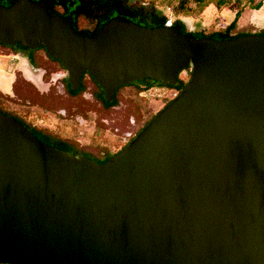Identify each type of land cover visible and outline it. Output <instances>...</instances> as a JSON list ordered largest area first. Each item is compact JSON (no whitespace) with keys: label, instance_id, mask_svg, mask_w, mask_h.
I'll return each instance as SVG.
<instances>
[{"label":"water","instance_id":"obj_1","mask_svg":"<svg viewBox=\"0 0 264 264\" xmlns=\"http://www.w3.org/2000/svg\"><path fill=\"white\" fill-rule=\"evenodd\" d=\"M52 1L0 4V42L45 47L73 89L88 72L111 101L135 80L173 86L192 74L103 163L0 111V260L264 264V34L198 37L114 18L88 36Z\"/></svg>","mask_w":264,"mask_h":264},{"label":"rangeland","instance_id":"obj_2","mask_svg":"<svg viewBox=\"0 0 264 264\" xmlns=\"http://www.w3.org/2000/svg\"><path fill=\"white\" fill-rule=\"evenodd\" d=\"M157 1L144 0V4L153 2L157 5ZM162 3L164 1L160 0L159 4ZM159 7L158 9L168 18H174L171 10ZM192 8V14L196 16L192 21L194 27L192 28L188 21H183L187 28L194 32L205 29L210 33L223 29L234 19L236 0L221 9L214 5L200 8L195 3ZM57 9L62 13L70 11L63 6L57 7ZM240 22L238 31L256 32L262 30L264 28V6L260 10L247 8ZM77 25L81 30H94L97 26V19L94 15H79ZM8 50L0 47V54L7 53ZM35 55L38 63L47 69L44 80L50 85H42L38 90L20 77L15 87V94L7 96L0 93V109L24 117L29 123L44 127L46 133L66 140L75 149L96 157H100L102 151L111 152L118 148L119 135L132 130L130 121L132 117L137 120L138 125H143L179 93L175 88L160 85L152 87L128 85L118 91L117 104L106 108L96 96L97 93H100V88L89 75L84 78L85 90L72 96L65 91L66 81L64 78L56 81L51 79L53 73H64L63 67L58 62L49 60L42 49ZM0 61L2 60L0 59ZM180 78L188 82L191 73L189 70H185L180 74ZM47 87L50 88L49 93L41 94L42 91L45 93ZM60 109H66V117L59 114ZM78 115H83L86 122H79Z\"/></svg>","mask_w":264,"mask_h":264},{"label":"trees","instance_id":"obj_3","mask_svg":"<svg viewBox=\"0 0 264 264\" xmlns=\"http://www.w3.org/2000/svg\"><path fill=\"white\" fill-rule=\"evenodd\" d=\"M13 1L14 0H6L5 5H10ZM159 1L160 0H158V4L155 5V3L153 2L144 4V0H53L50 4V11L52 13H55V7L57 5H63L64 7L69 9L72 12L71 17L73 25L77 29H79L77 25V17L79 15H94V17L97 19V26L94 30H78L80 33L89 36L96 35L106 23L114 18H124L146 26H163L166 24L168 17L163 14L160 9H158L160 8L159 6L171 10L174 17V27L184 33L193 34L198 37L212 36L217 39H232L245 34H264V28L256 32L238 31L240 29L239 21L244 11L247 8L260 10L264 6V0H259L257 2L256 0H236V13L234 19L223 29L212 31L210 33L206 32L205 29L197 32L189 31L180 16H193V3H195L200 8H205L208 5H214L216 8L221 9L230 5L233 0H163L164 3L162 4H159ZM155 82L157 83V81ZM186 84L187 82H185L181 78L178 79V82L173 86H167L158 82V85L160 86L171 87L178 90H182ZM153 85L154 84L149 83L147 87H151ZM84 88L85 86L82 85V87L78 90L70 89V92L73 94H78L82 92ZM96 96L104 101V105L106 107L115 105L118 102L116 98L113 101H105L103 99V94H98ZM171 101H169L168 103H170ZM32 131L46 143L75 152L67 141L57 139L43 131ZM103 161H106V159L101 160V162ZM0 264L7 263L0 260Z\"/></svg>","mask_w":264,"mask_h":264},{"label":"flooded vegetation","instance_id":"obj_4","mask_svg":"<svg viewBox=\"0 0 264 264\" xmlns=\"http://www.w3.org/2000/svg\"><path fill=\"white\" fill-rule=\"evenodd\" d=\"M5 1L6 0H0V4L5 5ZM10 5H5V6H10ZM61 6H63V5H57L55 7V13H53V14L68 16V17L71 18V21H72V17H71L72 12L69 11L68 13H62L59 9H57V7H61ZM71 6H73V5H71ZM49 10H50V7H49ZM72 23H73V21H72ZM76 30L78 31L79 29L76 28ZM0 47H3L5 49H7V50L9 49L7 53L0 54V59L2 60V61H0V93H2L4 95L12 96L13 94L16 93L15 87H16V84L19 82V78L20 77H22L23 80L25 82H27L28 84H31V85L35 86L36 88H38V90L40 89V87L42 85H46V84L47 85H50V83H47L44 80V76L47 73V69L44 68L43 65H40L38 63L37 58H36V55H35V53L37 51L41 50V49L45 51V53L47 55V58L49 60L58 62L61 65V67H63V69H64L65 72L64 73H53L51 75V79L56 81V80H59V79H63L64 78V80L66 81L65 91H67L70 95L76 96V95L82 93L85 90V88H84V90L82 92L78 93V94H73V93L70 92V89L71 90H78V89H80L82 87V85L85 86V84H84V78H85L86 75H89L96 82V80L88 72H86L82 76V78H81L80 86L77 89H73L71 87V85L69 83V79H68L69 72L67 71V69L63 66V64L58 59H55V58H53V57H51L49 55V53H48V51L46 50L45 47H39V48L32 49V48H29V47L22 46L21 44L10 45V44L2 43V42H0ZM13 61H16V62L15 63H12ZM187 70H189V73L192 74L191 69H187ZM66 71H67V74H66ZM178 79H180V75L178 76ZM149 83H152L154 85H158V81L156 83L155 80L148 79V78H146L143 81L135 80V81L131 82L128 85H137V86L146 85V87H147V85ZM97 85L100 88V93H97V95L98 94H103V99L105 101H107L105 99V97H104V90L101 88V86L98 83H97ZM128 85H124V86H128ZM124 86H121L120 88L117 89V91L114 94L113 99L111 101H113L115 98L117 99V93H118V91L122 87H124ZM62 87H63V85H62ZM49 91H50V88L47 87L45 89V93H44V91H42L41 94H48ZM178 91L180 92L181 90H178ZM100 100L102 101V103L104 105V101L102 99H100ZM112 106H114V105H112ZM110 107H106V108H110ZM0 111H2L3 113L9 114L12 117H15V118L19 119L23 124H25L26 126H28L31 130L38 131V132L39 131L45 132L44 127H40V125H33V124L29 123L27 120H25L24 117H21L19 115L13 114V113H10V112L5 111V110H2V109H0ZM59 114L66 117L67 116L66 109H60L59 110ZM155 115L149 121H146V123H144L143 125H138L137 124V120L132 117L130 119L132 130L125 131L121 135H119L120 136V139L117 141V143H120V144L118 145V148L115 151H111V152L102 151L101 152V156L100 157H96V156H93V155L88 154L86 152H82V151H79V150L75 149L67 141L68 144L73 148V150L76 153L75 152H72L71 150H69V151L72 152V153H75V154H85V155L91 157L92 159H94V160H96L97 162H100V163L106 162L108 159H110L111 157H113L114 155H116L117 153H119L121 150H123L137 136V134L155 117ZM77 120H79V122H81V123L86 122V119H85V117L83 115H78L77 116ZM63 141H66V140H63ZM53 146H55V145H53ZM56 147H58V146H56ZM66 150H68V149H66ZM105 159H106V161L101 162V160H105Z\"/></svg>","mask_w":264,"mask_h":264},{"label":"crops","instance_id":"obj_5","mask_svg":"<svg viewBox=\"0 0 264 264\" xmlns=\"http://www.w3.org/2000/svg\"><path fill=\"white\" fill-rule=\"evenodd\" d=\"M180 18H181L184 22L188 21V22L191 24L192 28L194 27L192 21H193V19L196 18V16H184V15H181ZM239 24H241V22H240Z\"/></svg>","mask_w":264,"mask_h":264},{"label":"built area","instance_id":"obj_6","mask_svg":"<svg viewBox=\"0 0 264 264\" xmlns=\"http://www.w3.org/2000/svg\"><path fill=\"white\" fill-rule=\"evenodd\" d=\"M173 23H174V19L171 18V17H169V18L167 19L165 25H167V26H173Z\"/></svg>","mask_w":264,"mask_h":264}]
</instances>
